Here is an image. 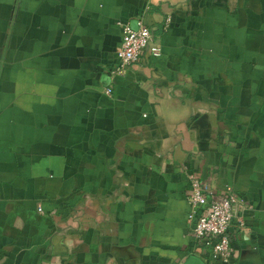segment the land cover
Wrapping results in <instances>:
<instances>
[{
    "label": "crops",
    "instance_id": "crops-1",
    "mask_svg": "<svg viewBox=\"0 0 264 264\" xmlns=\"http://www.w3.org/2000/svg\"><path fill=\"white\" fill-rule=\"evenodd\" d=\"M190 173L243 200L229 263ZM0 264H264V0H0Z\"/></svg>",
    "mask_w": 264,
    "mask_h": 264
},
{
    "label": "built area",
    "instance_id": "built-area-1",
    "mask_svg": "<svg viewBox=\"0 0 264 264\" xmlns=\"http://www.w3.org/2000/svg\"><path fill=\"white\" fill-rule=\"evenodd\" d=\"M169 16L165 18V26L169 23ZM121 42L116 54L118 64L114 72L121 73L132 62L138 60L144 48H150L154 53L159 51L155 44L151 45V28L141 19L136 26L129 22L121 23ZM111 87L104 91L111 93ZM190 188L187 199L190 204L189 219L193 221L195 236L201 239L206 255L212 262L229 263L233 258V246L229 233V226L234 217L240 228L244 224L243 218L236 216V208L243 205V200L230 186L219 194L211 195L204 191L200 179L193 173L189 174Z\"/></svg>",
    "mask_w": 264,
    "mask_h": 264
}]
</instances>
